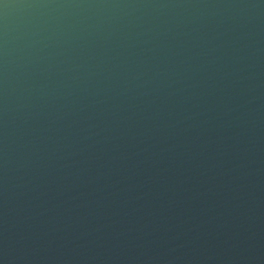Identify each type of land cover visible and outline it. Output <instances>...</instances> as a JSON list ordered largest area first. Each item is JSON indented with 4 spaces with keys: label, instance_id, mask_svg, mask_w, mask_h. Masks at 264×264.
Returning a JSON list of instances; mask_svg holds the SVG:
<instances>
[{
    "label": "water",
    "instance_id": "obj_1",
    "mask_svg": "<svg viewBox=\"0 0 264 264\" xmlns=\"http://www.w3.org/2000/svg\"><path fill=\"white\" fill-rule=\"evenodd\" d=\"M0 264H264V0H0Z\"/></svg>",
    "mask_w": 264,
    "mask_h": 264
}]
</instances>
